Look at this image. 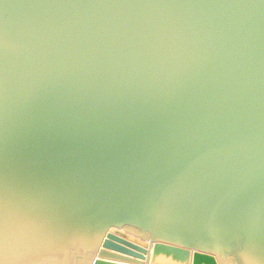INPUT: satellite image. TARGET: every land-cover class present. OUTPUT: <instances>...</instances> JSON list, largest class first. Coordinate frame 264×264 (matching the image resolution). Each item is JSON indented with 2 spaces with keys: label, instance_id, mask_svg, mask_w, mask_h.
Masks as SVG:
<instances>
[{
  "label": "water",
  "instance_id": "95a60500",
  "mask_svg": "<svg viewBox=\"0 0 264 264\" xmlns=\"http://www.w3.org/2000/svg\"><path fill=\"white\" fill-rule=\"evenodd\" d=\"M264 264V0H0V264Z\"/></svg>",
  "mask_w": 264,
  "mask_h": 264
},
{
  "label": "crops",
  "instance_id": "0c3cea01",
  "mask_svg": "<svg viewBox=\"0 0 264 264\" xmlns=\"http://www.w3.org/2000/svg\"><path fill=\"white\" fill-rule=\"evenodd\" d=\"M146 257V260L143 262V263H145V264H151L150 263V257H148L147 255L145 256ZM158 264H172L171 263V261H167L165 258H160L159 260H158Z\"/></svg>",
  "mask_w": 264,
  "mask_h": 264
}]
</instances>
